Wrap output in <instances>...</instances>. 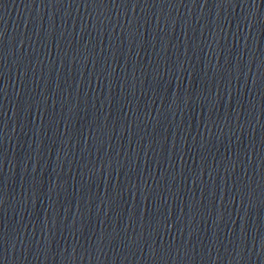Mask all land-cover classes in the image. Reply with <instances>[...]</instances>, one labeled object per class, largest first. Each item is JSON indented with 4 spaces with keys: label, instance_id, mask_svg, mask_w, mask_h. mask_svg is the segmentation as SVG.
Listing matches in <instances>:
<instances>
[{
    "label": "water",
    "instance_id": "1",
    "mask_svg": "<svg viewBox=\"0 0 264 264\" xmlns=\"http://www.w3.org/2000/svg\"><path fill=\"white\" fill-rule=\"evenodd\" d=\"M0 264H264V0H0Z\"/></svg>",
    "mask_w": 264,
    "mask_h": 264
}]
</instances>
